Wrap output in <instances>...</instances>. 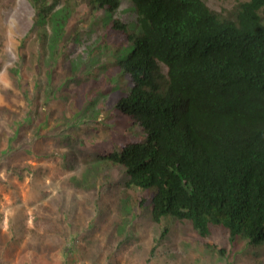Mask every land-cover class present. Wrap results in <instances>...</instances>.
<instances>
[{
    "label": "trees",
    "instance_id": "16d2710c",
    "mask_svg": "<svg viewBox=\"0 0 264 264\" xmlns=\"http://www.w3.org/2000/svg\"><path fill=\"white\" fill-rule=\"evenodd\" d=\"M30 1L38 24H43L58 0ZM75 1L67 0L69 6ZM131 1L138 31L119 19L113 22L121 33L120 42L131 44L126 56L114 62L115 72L127 77L125 95L116 97L104 122L108 125L113 115L128 131L116 133L115 124L103 130V143L90 146L92 160L98 164L95 170L112 169L105 181L113 170L118 171L114 179L123 188V212L131 222L145 208L156 224H164L151 251L140 245L145 249L144 263L155 262L156 253L171 244V227L175 230L177 224L179 228L191 224L203 243L204 255H216V264H240L249 248L257 256L258 248L264 247V22L259 15L264 0L240 3L227 17L203 0ZM90 3L93 9L104 8L112 15L120 7V0ZM66 13L55 12L54 21L61 22ZM65 22L55 31L59 41L66 36L62 32ZM114 40L116 44L117 35ZM38 42L41 47L46 44L43 33ZM22 64L15 73L16 84L20 88L32 85L40 92L26 95L33 99L26 104L37 102L44 107L47 101H54L59 85L52 82V73H40L38 67L29 79ZM161 65L167 68V76L162 75ZM106 82L102 75L104 87L117 91V82ZM41 95L44 104L38 101ZM18 109L17 114L11 110L16 119L8 125L14 138L25 125L40 126L29 143L43 138L40 131L48 123L50 111L46 110L43 119L31 111L23 119L24 111ZM4 161L9 164V159ZM110 200L103 193L97 201L103 215H111ZM19 219L14 220L20 226L11 229L15 238L25 229ZM66 219L61 217L65 224L52 243L55 250L62 251L63 264H74L77 248L87 245L82 241L87 228ZM119 232L125 235L123 241L130 240L125 227L120 226ZM99 240L102 244L90 258L95 263L113 264L118 249L111 245L115 241L120 245L121 237L109 242L111 237L105 232ZM31 249L19 264H34ZM258 260L252 264H260Z\"/></svg>",
    "mask_w": 264,
    "mask_h": 264
},
{
    "label": "rangeland",
    "instance_id": "374dc122",
    "mask_svg": "<svg viewBox=\"0 0 264 264\" xmlns=\"http://www.w3.org/2000/svg\"><path fill=\"white\" fill-rule=\"evenodd\" d=\"M205 1L211 9L228 15L246 0ZM89 2L76 0L69 6L67 0H58L46 22L38 24L30 0H0V162L3 164L0 166V264H19L20 260L26 259L25 253L30 247L34 264H63L62 251L60 248L55 250L52 243L65 224L61 217L76 227L87 228L82 239L87 245L77 248L72 256L74 264H102L100 261L95 263L90 257L102 244L99 239L105 232L111 237L109 242L121 237L120 245L116 241L111 245L118 249L113 264H147L143 251L146 246L151 251L156 234L160 235L165 229L164 224L152 220L145 208L137 220L131 222L126 218L122 206L123 188L114 179L118 171L113 170L105 181V175L112 169L95 170L98 164L92 160L90 146L94 142L95 145L103 143V130L106 131L109 124H115L116 133L127 134L128 131L126 126L113 119V115L108 125L104 122L107 121V109L116 97L120 99L125 95L123 87L127 77L115 72L114 62H120L131 46L120 48L123 44L114 43V35L118 33L111 30L112 34H108L110 22L102 23V11L91 13ZM133 9L129 0H124L116 17L133 22ZM64 10L68 13L67 18L62 19L66 21L62 30L66 36L59 41L55 31L59 30L62 21L55 22L54 15ZM261 17L264 22V9ZM40 33L47 40L42 47L38 42ZM21 64L24 76L29 79L34 71L52 73V82L59 85L54 101H47L44 107L37 102L33 106L26 104L27 100H33L25 98L26 95L40 92L32 85L18 87L15 73ZM43 75L39 78H44ZM102 75L104 79L107 77V85L111 81L117 82V91L113 88L109 92L110 87H104ZM45 87L41 88L43 96ZM43 96L38 101L44 104ZM17 109L24 111L23 119L30 111L37 119H43L47 109L50 111L49 121L40 131L43 138L29 143L32 133L39 131L38 125L23 126L19 137L14 138L8 125L16 119L11 110L17 114ZM74 119H77L75 124ZM3 152L7 153L4 157ZM6 159L9 164L4 161ZM103 193L111 199V215L99 212L97 205ZM16 216L25 228L18 238L11 233L14 226H20L14 220ZM120 226L126 228L130 240L123 241L125 235L118 233ZM170 235L168 242L171 244L164 245L165 249L156 253L155 262L151 264L218 262L216 255H204L203 243L191 224L181 225V228L177 224V232L170 230ZM141 244H145V249L141 250ZM259 249L257 256L248 249L238 263L252 264L258 259L260 263L264 262V247Z\"/></svg>",
    "mask_w": 264,
    "mask_h": 264
},
{
    "label": "clouds",
    "instance_id": "9594fccd",
    "mask_svg": "<svg viewBox=\"0 0 264 264\" xmlns=\"http://www.w3.org/2000/svg\"><path fill=\"white\" fill-rule=\"evenodd\" d=\"M122 1H124V0H120V7L118 8V10L112 15V14H110L109 12H107V10L106 9H104V8H99L98 7V9H96V8H94L93 9V6L91 5V0H90V2H89V5H90V8H91V13H95L96 14V12H98V11H102V13H103V17L102 18H104L103 19V21H102V23H105L106 21H109L110 22V25H109V28L108 27H106V28H108V34H112L111 32V30H113L114 32H117L118 33V35H117V42H116V44H123V46L122 47H120V48H124V47H128V46H131V44L130 43H128V44H125V43H122V42H120V38H119V35L121 34L119 31H117V29H115L114 28V20H116V19H119L123 24H125L127 27H129V29L131 28L132 30H134V31H138V24H137V13H136V9H135V6L133 5V3H132V1L131 0H129V2L132 4V6H133V10H135L134 11V13H135V20L133 21V22H125V21H123L122 19H120V18H117L116 17V14L119 12V10H120V8H121V5H122ZM205 3H206V1L205 0H203ZM246 1H248V0H246ZM245 1V2H246ZM207 4V3H206ZM208 5V4H207ZM209 6V5H208ZM209 8H210V6H209ZM211 9V8H210ZM264 9V7L259 11V15L261 16V11ZM211 10H213V9H211ZM213 11H215V10H213ZM216 12V11H215ZM216 13H218V12H216ZM218 14H220V13H218ZM221 15V14H220ZM222 16H225V17H227L228 15H222ZM101 18V19H102ZM261 20H262V17H261ZM263 21V20H262ZM136 33H138V32H136ZM116 35H114V37H115ZM160 69H161V72H162V75L163 76H167V73H168V70H167V68L165 67V66H163V65H161V67H160ZM165 70H166V72H165ZM174 228H175V230L174 231H176L177 230V225H175V226H173ZM170 230H172V227L170 228ZM170 234V233H169ZM171 236V235H170ZM171 239V238H170ZM260 248V247H259ZM258 248V250H260ZM250 249V251L252 252V254H254L255 252H256V250L254 249V248H249ZM260 264H264V262H262V263H260Z\"/></svg>",
    "mask_w": 264,
    "mask_h": 264
}]
</instances>
